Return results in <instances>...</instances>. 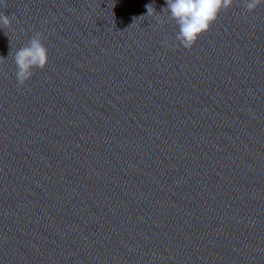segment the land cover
<instances>
[{
    "label": "water",
    "instance_id": "obj_1",
    "mask_svg": "<svg viewBox=\"0 0 264 264\" xmlns=\"http://www.w3.org/2000/svg\"><path fill=\"white\" fill-rule=\"evenodd\" d=\"M165 7L0 0V264H264V4Z\"/></svg>",
    "mask_w": 264,
    "mask_h": 264
},
{
    "label": "clouds",
    "instance_id": "obj_2",
    "mask_svg": "<svg viewBox=\"0 0 264 264\" xmlns=\"http://www.w3.org/2000/svg\"><path fill=\"white\" fill-rule=\"evenodd\" d=\"M248 12H253L264 0H242ZM233 0H166L167 15L174 20L178 31L176 40L185 48H191L198 37L209 30L221 10L231 7ZM12 19L0 14V25L10 26ZM44 34L36 32L22 47L15 51L13 61L16 65L18 83L24 84L33 76V69L44 68L48 60V49L43 44ZM164 43L167 45L168 41Z\"/></svg>",
    "mask_w": 264,
    "mask_h": 264
}]
</instances>
